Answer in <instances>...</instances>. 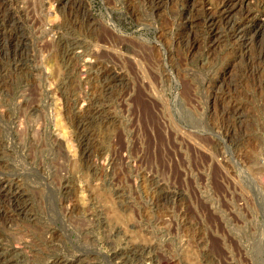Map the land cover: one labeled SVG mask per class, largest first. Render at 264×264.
I'll list each match as a JSON object with an SVG mask.
<instances>
[{
    "label": "rangeland",
    "instance_id": "1",
    "mask_svg": "<svg viewBox=\"0 0 264 264\" xmlns=\"http://www.w3.org/2000/svg\"><path fill=\"white\" fill-rule=\"evenodd\" d=\"M219 2L0 0L8 264H264V0L247 54Z\"/></svg>",
    "mask_w": 264,
    "mask_h": 264
},
{
    "label": "bare ground",
    "instance_id": "2",
    "mask_svg": "<svg viewBox=\"0 0 264 264\" xmlns=\"http://www.w3.org/2000/svg\"><path fill=\"white\" fill-rule=\"evenodd\" d=\"M210 1V0H209ZM73 2V1H72ZM71 2V3H72ZM235 4V3H234ZM233 6V0H220V2L216 5H213L212 7H207L209 9V11L217 16H219L222 20H224L225 24H228L229 28L232 31V36L234 37V39H236L235 41L238 42L239 44V50L241 53H250V50H254V46L256 45V39H258L259 36H261L262 33V25H260L259 23H255L253 20H250L249 17L245 16L242 20H239V18L234 19L231 18L230 14H229V9L232 8ZM69 7V6H68ZM199 7V6H198ZM228 9V10H227ZM245 10V9H244ZM76 11V10H75ZM247 11V10H246ZM210 13V14H211ZM209 16V15H208ZM213 17V16H212ZM242 17V16H241ZM7 19V18H6ZM214 24V23H213ZM264 26V25H263ZM217 31V30H216ZM264 32V31H263ZM253 36V37H252ZM257 37V38H256ZM8 38V37H7ZM256 40V41H255ZM259 40V39H258ZM237 44V43H236ZM259 46L260 44L257 43ZM258 46V51L259 53L257 54V57H255L256 59L253 58V60L255 61V63H259L262 64L264 63V55L263 52L261 53V46ZM24 47V46H23ZM252 48V49H251ZM257 48V47H256ZM4 49V48H3ZM15 50V49H14ZM252 50V51H253ZM255 51V50H254ZM253 51V52H254ZM12 52V51H11ZM255 53H253L254 55ZM252 55V54H250ZM252 57V56H251ZM254 57V56H253ZM250 58V57H249ZM250 60V59H249ZM252 60V61H253ZM251 62V61H250ZM253 63V62H251ZM257 65V64H256ZM262 66V65H260ZM259 67V66H258ZM92 115V114H91ZM1 181V180H0ZM7 183V181H6ZM5 184V183H4ZM10 185V184H9ZM4 186V185H3ZM3 186L0 184L1 189L3 188ZM5 188V187H4ZM0 189V190H1ZM6 190V189H5ZM2 191V190H1ZM11 192V191H10ZM5 193V192H4ZM6 195V193H5ZM9 195V193H8ZM13 194H11V198L13 199L12 202H14L16 200V198L13 196ZM16 195V194H15ZM5 197V196H4ZM9 199V198H8ZM26 200V199H25ZM7 201V200H6ZM11 201V200H10ZM18 201V199H17ZM16 201V202H17ZM27 203V202H26ZM21 209V208H20ZM40 236V235H39ZM48 237V236H47ZM40 238V237H39ZM44 239V238H43ZM47 239V238H45ZM43 241H46V240ZM50 239V238H49ZM48 240V239H47ZM46 243V242H45ZM43 247V246H42ZM52 247V246H51ZM9 249V248H8ZM11 249V247H10ZM13 250V249H11ZM6 252V251H4ZM9 253L11 251H8ZM15 252V251H14ZM16 253V252H15ZM141 254V253H140ZM8 255V254H7ZM5 253L0 252V264H8L10 261L8 260V256ZM14 255V254H13ZM12 254L10 255L13 256ZM133 256V255H132ZM11 260V258H10ZM54 261V260H53ZM78 263V262H77ZM52 264H63L62 261H55ZM69 264H75L74 262H70ZM80 264V263H79Z\"/></svg>",
    "mask_w": 264,
    "mask_h": 264
}]
</instances>
